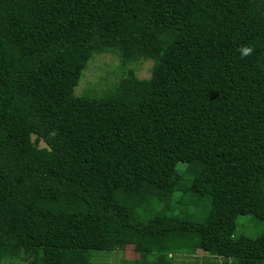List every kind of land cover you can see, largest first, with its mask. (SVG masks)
Segmentation results:
<instances>
[{
	"label": "trees",
	"instance_id": "obj_1",
	"mask_svg": "<svg viewBox=\"0 0 264 264\" xmlns=\"http://www.w3.org/2000/svg\"><path fill=\"white\" fill-rule=\"evenodd\" d=\"M103 53L150 78L75 96ZM126 246L264 264V0H0V264Z\"/></svg>",
	"mask_w": 264,
	"mask_h": 264
},
{
	"label": "rangeland",
	"instance_id": "obj_2",
	"mask_svg": "<svg viewBox=\"0 0 264 264\" xmlns=\"http://www.w3.org/2000/svg\"><path fill=\"white\" fill-rule=\"evenodd\" d=\"M153 62L149 60H139L136 62L122 65L118 56L113 53H103L95 55L87 64L82 73L77 87L74 89L75 96H83L86 94H100L112 88L121 78L125 77L129 71L134 72L138 79H149L151 76ZM34 141V137H32ZM40 147L44 144L40 143ZM181 168V165H177ZM172 192V187L168 189ZM185 210L183 216H187ZM263 229V225L253 220L249 216L238 217L236 236L246 235L249 237L257 236ZM92 264H120L123 260L131 261L138 258V254L134 252L133 246H126L120 251L115 252H91ZM174 264H222V260L208 258L201 251H197L194 256H174Z\"/></svg>",
	"mask_w": 264,
	"mask_h": 264
}]
</instances>
